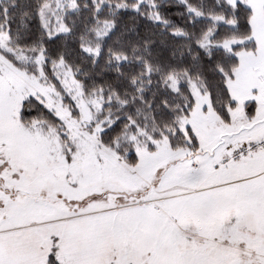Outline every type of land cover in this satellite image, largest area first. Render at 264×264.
Returning a JSON list of instances; mask_svg holds the SVG:
<instances>
[{
	"label": "snow or ice",
	"instance_id": "6c2138e0",
	"mask_svg": "<svg viewBox=\"0 0 264 264\" xmlns=\"http://www.w3.org/2000/svg\"><path fill=\"white\" fill-rule=\"evenodd\" d=\"M0 264H264V0H0Z\"/></svg>",
	"mask_w": 264,
	"mask_h": 264
}]
</instances>
